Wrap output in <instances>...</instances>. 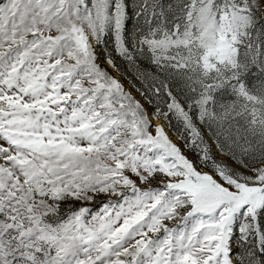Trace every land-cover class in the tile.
I'll use <instances>...</instances> for the list:
<instances>
[{
	"label": "snow or ice",
	"instance_id": "1",
	"mask_svg": "<svg viewBox=\"0 0 264 264\" xmlns=\"http://www.w3.org/2000/svg\"><path fill=\"white\" fill-rule=\"evenodd\" d=\"M0 264H264V0H0Z\"/></svg>",
	"mask_w": 264,
	"mask_h": 264
},
{
	"label": "rangeland",
	"instance_id": "2",
	"mask_svg": "<svg viewBox=\"0 0 264 264\" xmlns=\"http://www.w3.org/2000/svg\"><path fill=\"white\" fill-rule=\"evenodd\" d=\"M109 47H111V44H109ZM113 56H114V59L116 60L117 65L120 68V71H116L115 69L109 67L105 63L103 57H101V61H100L101 64L103 66L107 67L109 72H111V74L113 76L117 77L125 85V88L128 89L129 91H131L132 94L138 100H140L141 103H143L146 108H148L149 113H151L153 110L152 107L147 103L145 97L141 95V92L146 91V90L151 88V84L147 81L139 79L137 77V74H136V69L128 66L127 62L122 60L118 55H116L114 53ZM141 67H142V69L146 68L149 70H153L150 68V66L146 62H141ZM150 119H153L154 124H164L165 129L168 132L170 138L183 148V142L180 139H178V137L176 136V134L174 132H172V130H175L177 127V124H176V121L174 118L172 120V126L171 127L168 126L167 121H165L163 118L155 119V118H152L150 115ZM205 135L207 137L208 134L205 133ZM213 150L215 151V145H213ZM186 154L189 155L190 158H194L193 153L187 152ZM205 170H207V169H205Z\"/></svg>",
	"mask_w": 264,
	"mask_h": 264
},
{
	"label": "trees",
	"instance_id": "3",
	"mask_svg": "<svg viewBox=\"0 0 264 264\" xmlns=\"http://www.w3.org/2000/svg\"><path fill=\"white\" fill-rule=\"evenodd\" d=\"M172 132H174V133H175V130H172Z\"/></svg>",
	"mask_w": 264,
	"mask_h": 264
}]
</instances>
